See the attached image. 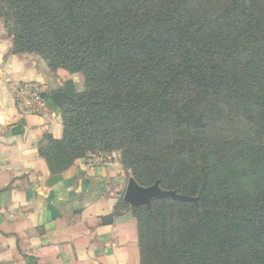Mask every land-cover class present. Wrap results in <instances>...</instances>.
<instances>
[{
	"label": "trees",
	"instance_id": "16d2710c",
	"mask_svg": "<svg viewBox=\"0 0 264 264\" xmlns=\"http://www.w3.org/2000/svg\"><path fill=\"white\" fill-rule=\"evenodd\" d=\"M262 10L264 0H0L11 54L39 57L49 76L83 77L82 91L61 90L71 98L61 139L38 146L51 176L119 152L138 185L197 198L149 209L119 200L114 214L136 222L140 264H264V75L241 62L262 49ZM205 101L256 126L254 153L209 130ZM240 158L252 190L230 176Z\"/></svg>",
	"mask_w": 264,
	"mask_h": 264
},
{
	"label": "crops",
	"instance_id": "0c3cea01",
	"mask_svg": "<svg viewBox=\"0 0 264 264\" xmlns=\"http://www.w3.org/2000/svg\"><path fill=\"white\" fill-rule=\"evenodd\" d=\"M11 49L0 21V264H140L135 219L114 214L126 186L118 162L91 166L85 157L51 176L38 154L45 135L62 137L50 96L76 85L73 75L59 70L58 80L41 59ZM24 82L40 84L45 95L51 87L47 103L58 119L19 111L15 93Z\"/></svg>",
	"mask_w": 264,
	"mask_h": 264
},
{
	"label": "rangeland",
	"instance_id": "374dc122",
	"mask_svg": "<svg viewBox=\"0 0 264 264\" xmlns=\"http://www.w3.org/2000/svg\"><path fill=\"white\" fill-rule=\"evenodd\" d=\"M258 16V19L260 21L264 20V10L258 11V14L255 13ZM2 22V21H1ZM258 37L261 38L260 46L262 49L259 51L258 54H254L251 48H247L248 55L243 57L241 62L245 59L248 61H254L256 66H259L258 72L264 75V32L259 33ZM251 37H246L243 40L246 42L250 41ZM246 55V54H245ZM33 57H36L35 55H30ZM39 58V57H37ZM40 59V58H39ZM43 61V60H42ZM44 62V61H43ZM247 65V64H246ZM241 70H245V67L242 66V64L239 65ZM57 70L55 74H57V78L59 80L58 72ZM68 74L67 72H65ZM71 75V74H68ZM76 82V91H82L84 87V81L83 77L80 74H73L72 77H69ZM66 79V78H65ZM61 80V79H60ZM51 87H48L46 89V95L48 96L51 94ZM47 98V97H46ZM209 100V99H208ZM210 103L212 105L210 106ZM218 103V102H217ZM57 109V108H56ZM58 110V109H57ZM201 110L205 113V116L209 118L208 120V128L211 130V132L219 134L223 140H228L230 143L233 141L235 143H245L249 146V148L252 149V153L255 152V149L258 148L259 144L262 143V139L259 136V133L256 130V126L248 121L245 115L240 114L235 108H233L230 105H226L224 103H219L218 105L214 104V102H202L201 104ZM235 151H232L234 153ZM250 152V150H249ZM119 153V152H118ZM239 165H234L233 170L230 176L234 179L241 180L240 184L249 190H252L251 186L253 185V179L254 177L250 176V172L248 171L249 168L247 167V163H243V159H239ZM118 164L121 167V172L124 176V182L127 185V182L132 179L134 180L133 176L131 175L130 170H126L121 165V158L119 154V158L117 159ZM135 181V180H134ZM126 188V186H125ZM124 188V189H125ZM123 189V190H124ZM125 191V190H124ZM124 191H122L120 199L123 198ZM190 197V196H189ZM193 198V197H192ZM197 200V198H195ZM129 206V205H128Z\"/></svg>",
	"mask_w": 264,
	"mask_h": 264
},
{
	"label": "built area",
	"instance_id": "2783aa9c",
	"mask_svg": "<svg viewBox=\"0 0 264 264\" xmlns=\"http://www.w3.org/2000/svg\"><path fill=\"white\" fill-rule=\"evenodd\" d=\"M16 104L22 114L33 116H48L51 121L59 117L49 109L43 86L34 82H24L18 85L16 90ZM119 158L118 152L91 153L87 156V163L91 166L110 167Z\"/></svg>",
	"mask_w": 264,
	"mask_h": 264
},
{
	"label": "water",
	"instance_id": "95a60500",
	"mask_svg": "<svg viewBox=\"0 0 264 264\" xmlns=\"http://www.w3.org/2000/svg\"><path fill=\"white\" fill-rule=\"evenodd\" d=\"M50 97L59 109H64L65 103L71 99L62 91H55ZM166 198L181 202H196L195 198L179 194L175 191L162 190L159 187V181H156L149 187H142L132 179L127 182L122 200L131 208L146 207L149 209L153 200H162Z\"/></svg>",
	"mask_w": 264,
	"mask_h": 264
}]
</instances>
